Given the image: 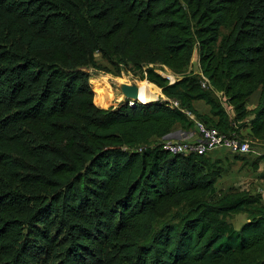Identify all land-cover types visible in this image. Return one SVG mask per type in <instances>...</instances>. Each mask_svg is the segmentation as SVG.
Wrapping results in <instances>:
<instances>
[{
    "label": "trees",
    "instance_id": "16d2710c",
    "mask_svg": "<svg viewBox=\"0 0 264 264\" xmlns=\"http://www.w3.org/2000/svg\"><path fill=\"white\" fill-rule=\"evenodd\" d=\"M87 67L167 99L101 106ZM195 118L264 138V0H0V264H264V194L162 147Z\"/></svg>",
    "mask_w": 264,
    "mask_h": 264
},
{
    "label": "rangeland",
    "instance_id": "374dc122",
    "mask_svg": "<svg viewBox=\"0 0 264 264\" xmlns=\"http://www.w3.org/2000/svg\"><path fill=\"white\" fill-rule=\"evenodd\" d=\"M226 30V27H222L221 33L225 32ZM96 57L99 61L104 62L99 52H96ZM154 66L162 74L168 75L170 80H174L179 76L165 65L162 66L159 63H155ZM186 69L199 71L198 52L196 47H194L191 59L186 66ZM87 70L90 73L89 80L91 85L93 80H105L114 90V97L107 105L102 106H108L110 104L114 105L120 100L125 99V96L120 89V84L122 82L137 83L140 86V100L143 98H148V91L150 90H155V92L152 94V99H167V97L161 92V89L157 90L152 88L150 81L147 79H140L137 74L121 71L119 75L114 76L94 67H87ZM169 100L174 103L173 99ZM96 103L101 105L99 102ZM195 105L201 111L206 110L207 104H205L202 100H196ZM228 109L230 112H232L231 108ZM240 130L242 132L241 135L248 140V151L242 153L231 152L225 147H217L207 152L210 158L217 160L219 164L226 167L225 173L219 176L215 182L217 191L219 192L244 188L251 191H260L264 194V138H257L253 136L250 133V128L248 125H243L240 127ZM245 218L246 213L243 211L231 213L227 216V219L232 221L235 227H238L242 221L245 220Z\"/></svg>",
    "mask_w": 264,
    "mask_h": 264
},
{
    "label": "built area",
    "instance_id": "2783aa9c",
    "mask_svg": "<svg viewBox=\"0 0 264 264\" xmlns=\"http://www.w3.org/2000/svg\"><path fill=\"white\" fill-rule=\"evenodd\" d=\"M168 77V75H167ZM169 78V77H168ZM172 81V80H171ZM202 85H207V77L202 75ZM129 103H133L131 99ZM176 103V100H174ZM240 134L242 133L241 130ZM236 130L224 132L214 125L206 124L204 121L195 118L191 136H165L162 139V147L171 152H197L207 153L208 151L217 148L225 147L231 152H246L249 150L247 138L241 136Z\"/></svg>",
    "mask_w": 264,
    "mask_h": 264
},
{
    "label": "crops",
    "instance_id": "0c3cea01",
    "mask_svg": "<svg viewBox=\"0 0 264 264\" xmlns=\"http://www.w3.org/2000/svg\"><path fill=\"white\" fill-rule=\"evenodd\" d=\"M153 92H155V90L148 91V99H152L153 98L152 97L153 96L152 95ZM258 95H259V90L258 89L253 91V93H251L250 97L248 98V100L246 102L247 107L251 108V107H253L256 104L257 99H258ZM207 108L208 107L206 106V109ZM192 130H193V127L185 129V128H182L181 126L177 125L169 132V135L172 136V137L179 136V135L191 136V131ZM163 138H166V137L164 136Z\"/></svg>",
    "mask_w": 264,
    "mask_h": 264
},
{
    "label": "water",
    "instance_id": "95a60500",
    "mask_svg": "<svg viewBox=\"0 0 264 264\" xmlns=\"http://www.w3.org/2000/svg\"><path fill=\"white\" fill-rule=\"evenodd\" d=\"M167 76V75H165ZM173 81V80H172ZM120 89L127 100L131 99L132 101L140 100L139 99V85L135 82H122L120 84ZM142 101V100H140ZM170 136L169 133L165 135Z\"/></svg>",
    "mask_w": 264,
    "mask_h": 264
},
{
    "label": "bare ground",
    "instance_id": "6f19581e",
    "mask_svg": "<svg viewBox=\"0 0 264 264\" xmlns=\"http://www.w3.org/2000/svg\"><path fill=\"white\" fill-rule=\"evenodd\" d=\"M139 94H140V86H139Z\"/></svg>",
    "mask_w": 264,
    "mask_h": 264
}]
</instances>
